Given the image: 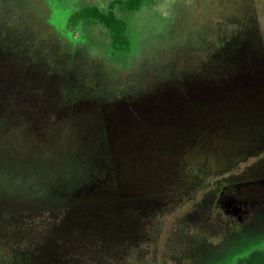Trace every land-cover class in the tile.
<instances>
[{"label":"rangeland","instance_id":"374dc122","mask_svg":"<svg viewBox=\"0 0 264 264\" xmlns=\"http://www.w3.org/2000/svg\"><path fill=\"white\" fill-rule=\"evenodd\" d=\"M112 1L0 0V264H215L264 178V0H144L124 53Z\"/></svg>","mask_w":264,"mask_h":264},{"label":"flooded vegetation","instance_id":"af4514ba","mask_svg":"<svg viewBox=\"0 0 264 264\" xmlns=\"http://www.w3.org/2000/svg\"><path fill=\"white\" fill-rule=\"evenodd\" d=\"M62 35L65 36L63 33ZM212 201L210 213L215 214L220 225L224 224L230 232L229 241L225 244L229 245L224 248L221 259L215 264H224V260H228L230 255H247L252 249L264 250V245L256 242L261 238L262 232L256 233L251 228L239 229L248 226L253 212H264V178L221 186ZM221 218L224 219L223 222ZM233 260L230 259L229 264Z\"/></svg>","mask_w":264,"mask_h":264},{"label":"trees","instance_id":"16d2710c","mask_svg":"<svg viewBox=\"0 0 264 264\" xmlns=\"http://www.w3.org/2000/svg\"><path fill=\"white\" fill-rule=\"evenodd\" d=\"M144 0H116L107 5L105 12H101L98 8H83L75 14L77 24L75 27L85 22H97L98 25L104 27L110 37V47H118V52L124 53L130 47L127 26L121 17L117 16V12L133 13L140 9ZM111 51L109 50L108 53ZM233 260L232 264H264V250L252 249L247 255H230L229 260ZM64 263V260H63Z\"/></svg>","mask_w":264,"mask_h":264}]
</instances>
